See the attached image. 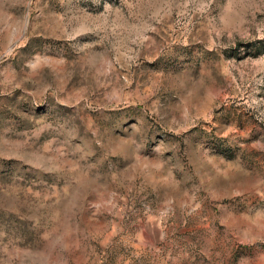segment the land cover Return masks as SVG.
I'll return each mask as SVG.
<instances>
[{
  "label": "rangeland",
  "instance_id": "1",
  "mask_svg": "<svg viewBox=\"0 0 264 264\" xmlns=\"http://www.w3.org/2000/svg\"><path fill=\"white\" fill-rule=\"evenodd\" d=\"M0 264H264V0H0Z\"/></svg>",
  "mask_w": 264,
  "mask_h": 264
}]
</instances>
